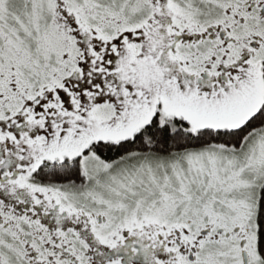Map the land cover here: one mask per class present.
<instances>
[{
  "label": "snow or ice",
  "instance_id": "snow-or-ice-1",
  "mask_svg": "<svg viewBox=\"0 0 264 264\" xmlns=\"http://www.w3.org/2000/svg\"><path fill=\"white\" fill-rule=\"evenodd\" d=\"M0 264H264V0H0Z\"/></svg>",
  "mask_w": 264,
  "mask_h": 264
}]
</instances>
